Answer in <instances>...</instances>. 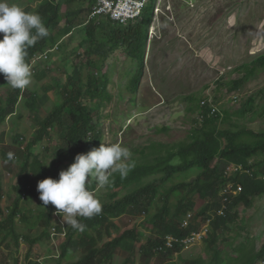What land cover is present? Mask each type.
<instances>
[{
  "label": "clouds",
  "instance_id": "obj_1",
  "mask_svg": "<svg viewBox=\"0 0 264 264\" xmlns=\"http://www.w3.org/2000/svg\"><path fill=\"white\" fill-rule=\"evenodd\" d=\"M62 1L64 0H57L55 3L59 5ZM152 2L155 5L154 19L149 31L147 55L150 41L157 33V20L155 19L172 13L171 0H148L137 17L124 23L113 20L107 14L93 16L92 13L98 5V1L93 0L91 6L89 4L88 7L89 16L86 26L90 22L95 23L94 25L99 28L108 23L128 26L142 19L145 11L153 4ZM0 34H2V38H0V74H3L7 85H9L2 88L8 90L6 96L10 93L11 88L21 90L15 113L6 119L4 124H0V165L9 166L12 162L23 161L14 172L16 176L11 188L13 194L6 192L4 186L2 189L0 177V264H202L200 259L195 258V254L185 258L187 253L198 246L204 248L206 254L204 260H208L206 264H233L230 261V257L233 256L236 257L235 264H238L239 254L232 253L230 250H234L225 246L223 239L228 238L229 244H232L234 249L237 248L235 242L244 232H248L244 231L242 234L236 232L237 229H240L239 224H246L247 227L249 225V217L244 216L239 206L244 204L250 208L254 204L249 207L244 201L237 203L235 210L240 213V219L233 225L234 232L220 231L217 222L219 217L231 215V205L234 199L243 195L245 191L243 184L234 181V177L238 173H249L243 164L226 161L229 156L222 157L221 155L211 161L210 169L218 167L219 170L216 174L222 179L225 178V183L219 185L216 197L212 195L202 197L199 192H195L197 186L201 184L202 178L209 174H215V172L209 170L206 175L202 176V170L197 166H187L183 170L182 168L186 165L184 164L185 158L165 160L164 166L173 173L143 172L142 169L145 167L144 162L146 161L142 157L144 152L151 161L164 160L168 155L166 148L178 147L181 144L185 146L189 138H198L197 132L199 131L211 133L224 148L228 141L223 134L232 130L219 129L215 131L214 127L220 122L228 123L230 117H225L214 98L210 95L207 97V95L197 96V94L188 97V100L192 102L188 108V115L190 119L192 118L193 123L184 141L176 144H152L144 151L132 150L131 152L127 146L120 142L103 143L102 115L106 107L113 104V97L108 90L112 99L104 102L105 107L99 116V126L102 132L99 146L85 154L76 156L71 154L68 159L59 160L55 156V149L60 142L57 137L59 125L56 124L52 128L47 124L50 138L45 136L46 138L37 140V133L42 128V122H45L57 106L63 102L60 93L55 89L60 80L55 81L51 86L43 87L46 98L53 92L59 97L57 100H53L55 108L46 115H42L43 98L37 92L30 94L27 92L31 91L29 88L34 79H38L36 74L44 72V70L46 72L47 64L57 58V53L60 54L64 48L61 49L60 43H58L43 53L36 54L29 63L27 61L28 49L35 46L39 40L47 38L50 32L43 18L37 12H29L11 0H0ZM84 51L86 52V50ZM85 57L88 59L87 56ZM69 66L71 69H76L75 64L71 61H69ZM86 71L89 76H98L95 75L97 73L95 66L90 68L89 64H86ZM64 76V80H68L72 75L67 72ZM49 87L53 88L47 92ZM229 92L233 93L234 91L229 88ZM26 96L24 103L32 121L30 124L34 132L32 136L26 135L28 131L26 134L23 133L19 123L25 118L19 115V106ZM47 99L49 100V97ZM34 101L36 103H33ZM199 103L201 106L196 111L195 108ZM32 108L38 110L37 114L33 112ZM192 108L195 109L194 112L191 111ZM149 114L144 113V117ZM141 118L143 116L140 113L130 118L127 127H132ZM10 124L13 125L9 129L12 141L8 142L9 131L3 127L10 126ZM235 126L236 129L239 127L238 124ZM15 132L23 143V146L19 145L15 152L18 153V149L24 152L27 144L32 142L44 167L34 177L33 189L30 188L25 192H17L15 189V186L19 184V171L26 160L24 154L15 156L10 153L16 147L14 144ZM170 133L171 130L167 128L158 131L159 136ZM232 134L234 136L241 135L237 143H249L241 142L243 137L249 135V131L246 129L237 133L232 131ZM199 139L206 144H211L203 137ZM46 142H51V144L46 145ZM152 148L153 150L154 148L158 149L157 155L154 157H151ZM7 153H9V158L5 157ZM43 157L46 158L44 161ZM47 159L50 160L49 164L46 162ZM249 160V164L256 162L253 159ZM136 163L141 168L138 175L134 170ZM119 179L123 181L121 185L116 183ZM103 188L106 189L105 194H102ZM166 189H177L171 199L164 195ZM152 190L155 191V196H152ZM124 192H126L125 195H123ZM191 194H193L192 205L188 207L186 214H179L176 217V222L182 230H190L189 235L185 237L171 234L157 235L156 225L150 220L161 214H159V210L164 211V201L167 200L173 210L176 207L175 210H177L181 207L179 202L184 201L185 203L186 201L187 204ZM259 196L262 197V195ZM179 197L180 199L177 200ZM9 199L13 203L11 208L8 207V212L5 211V214L2 204H6V200ZM24 203L30 204L28 206ZM15 209L17 212L14 216ZM203 209H206V216L200 215ZM22 212H24V217ZM24 224L29 232L20 231V226ZM36 231L40 233L37 237L34 236ZM234 233H237V240ZM241 245L246 246L248 250L253 249L254 246L256 251H260L256 243L251 240L241 243ZM27 246L24 253V248ZM218 251H221L219 262L215 258ZM260 264H264V261Z\"/></svg>",
  "mask_w": 264,
  "mask_h": 264
},
{
  "label": "rangeland",
  "instance_id": "obj_2",
  "mask_svg": "<svg viewBox=\"0 0 264 264\" xmlns=\"http://www.w3.org/2000/svg\"><path fill=\"white\" fill-rule=\"evenodd\" d=\"M42 1L11 0L25 10L37 13ZM171 4L172 13L155 19L157 33L148 47L137 97L131 87L136 64L125 52H108L106 57L94 59L103 62L100 65L102 69L96 71L95 75L101 77L109 74L108 90L113 97V104L107 106L102 115L103 143L120 142L131 152H141L152 144H176L184 141L193 123L188 115V108L192 103L188 97L196 94L207 97L210 95L225 117H230L228 123L220 122L216 125L215 131L224 129L237 133L246 129L249 135L243 137L241 142H250L251 133L264 131V71L259 69L255 75L250 76L243 71L238 72V69L264 56V0H171ZM79 6L78 1L62 9V25L49 35L45 50L58 43L64 49L60 54L57 53V58L50 59L52 64L46 72L44 70L45 76L41 80L34 79L29 88L31 91L27 92H37L43 98L42 115L52 111L55 108L53 100L59 98L53 92L49 94L48 100L44 86L63 80L67 72L76 81H86L89 76L86 71L88 59L83 56L84 50L90 47L86 43V30H69L66 25L71 20L69 9ZM88 7L89 4L86 6L87 10ZM103 30L102 27L96 32V40L103 41ZM69 61L75 64L76 69L70 68ZM241 79L245 83L240 90L229 92L231 81ZM221 82L223 85H220ZM7 91L5 88L0 89L3 101L7 97ZM26 98L27 96L19 106V115L25 117L19 123L22 132L26 134L28 131L26 135L32 136V121L24 103ZM139 113L143 118L128 128L130 118ZM144 113L150 114L144 117ZM236 124L239 125L237 129ZM12 126L10 124L3 128L9 131ZM165 128L170 129L171 133L159 136L158 131ZM10 131L7 135L8 142L12 141ZM48 143L51 144L46 142V145ZM44 159L46 158L43 157L42 160ZM253 160H264V157H254ZM22 162L20 160L9 166L0 165L1 186L2 189L4 186L6 192H12L16 176L14 172ZM46 162L49 164L50 160ZM103 190L102 194H105L106 189ZM125 194L126 192L123 193ZM12 203L10 199L6 200V204H2V210L8 212ZM239 208L245 217H249L250 232H244L239 240L237 233H234L237 240L235 247L251 240L258 249L264 248V196H258L250 208L244 204H240ZM19 229L23 233L29 232L25 224ZM236 232L242 231L237 229ZM39 234L36 231L34 236ZM27 248L28 246L24 248V253ZM192 254L202 264L207 263L203 247L192 249L185 258ZM230 261L235 264L236 257H230Z\"/></svg>",
  "mask_w": 264,
  "mask_h": 264
},
{
  "label": "trees",
  "instance_id": "obj_3",
  "mask_svg": "<svg viewBox=\"0 0 264 264\" xmlns=\"http://www.w3.org/2000/svg\"><path fill=\"white\" fill-rule=\"evenodd\" d=\"M33 1V0H30ZM57 0H45L38 7V14L43 18L46 27H48L50 34L55 32L61 25V13L62 9L65 6H71L76 2H80V6L76 9H69V14L71 20L66 24L69 30H77L79 28H85L87 40L86 43H89L90 47L87 48L84 56L88 57V64L90 68L95 66L97 71H100L102 68L100 65L103 64L99 59L98 61H93L96 57H106V53H113L117 50H122L125 52L130 59L136 64L134 70L135 76L131 83L132 92L136 96L141 87V80L144 75L145 69V56L147 51L149 31L154 19V3L145 11L142 19H139L128 26H120L112 23H108L103 27V41L96 40V32L100 28L95 23L90 22L87 26V20L89 16V10H87V4H92L93 0H64L59 5H56ZM65 25V26H66ZM49 34V35H50ZM48 38L41 39L37 42L35 46L28 49L27 61L31 63V59L38 53H43L45 51ZM88 41V42H87ZM62 49V47H61ZM95 57V58H94ZM52 61L47 64V68L50 67ZM264 71V56L258 57L252 63L246 64L243 67H240L238 71H243L247 75H255L256 72ZM45 75L44 72H39L36 74V77L41 80ZM59 85L55 88L61 95L62 104L58 105L57 108L49 115V117L42 122V128L37 133V140H42L45 136L50 138V135L47 131L48 126L54 128L56 124L59 126L58 129V141L59 144L55 149V156L59 160H66L70 157L71 154H85L90 151L92 148H97L102 140V132L99 126V116L101 111L105 107V101H110L111 97L108 93V86L110 85L109 74H105L101 77L99 76H89L87 81L78 80L75 78L69 77L68 80H60ZM223 85V82L220 83ZM243 85V81L236 80L231 81L229 86L231 91L239 90ZM9 86L7 81L4 79L3 74H0V89L2 87ZM53 88V87H52ZM51 87L47 89L52 90ZM21 90L12 89L10 93L7 94L6 101H2L0 96V124H4L6 119L12 116L16 110V104L20 96ZM33 103H36L34 101ZM201 106L199 103L196 106V111ZM33 107V105H32ZM194 108L191 111H195ZM33 112L37 114L38 110L32 108ZM214 123L213 121H210ZM48 124V126H47ZM199 135L198 138L191 137L186 142V145H178V147L166 148L167 158L164 160L158 159L151 161L147 154L143 153V159L145 167H142L143 172L154 171V172H163V173H173L170 169L165 167L166 159H178L179 157L185 158L184 164H186L182 169L185 170L187 166L190 167H199L202 170V176L206 175L209 170L215 172V174H209L202 178V182L197 186L195 192H199L202 197L212 195L217 196L219 185L225 183V178H221L216 173L219 168L210 169V163L218 155L222 157L229 156L226 161H234L238 164H243L245 169L249 170V173H238L234 177L235 182H240L245 186V191L243 195L234 199L233 204L231 205V215L227 217H219L217 222L218 228L220 231H230L234 232L232 229H235L233 225L237 223L240 219V213L235 210L237 203L244 201L247 206H252L254 204L255 198L259 195H264V160L256 161L255 163L249 164V159L254 157H264V131L261 133H251V142L249 143H237L241 135L238 134L234 136L232 131H227L223 134L225 139L228 141L227 145L223 148L220 146L218 140L211 133L205 131L197 132ZM244 134V133H243ZM14 137V147L10 153L15 156L23 155L26 160L24 161V166L20 169L18 178L19 184L15 186L17 192H25L30 188L33 189L35 182L34 177H36L44 168L43 164L40 162L36 150L32 142L27 144L24 152L21 149H18V153L15 152L17 147L23 146L20 141V136L15 132ZM92 136V137H90ZM45 137V138H46ZM204 138L207 141H210L211 144H206L202 142L199 138ZM192 142V143H191ZM157 148H152L150 152L153 154L151 157L157 155ZM65 153V155H64ZM6 154L5 157H8ZM233 154V155H232ZM23 156V157H24ZM22 157V158H23ZM9 160V159H8ZM43 167V168H42ZM136 174L141 172V168L137 166L134 169ZM48 171V170H47ZM51 172V171H50ZM220 181V182H216ZM122 180H117V185L122 184ZM166 182V181H165ZM215 182V183H214ZM177 189H166L164 195L171 199L174 191ZM194 192V193H195ZM152 196H155V191L152 190ZM193 193V194H194ZM193 194L188 197V203L186 201H180L179 209L171 207L167 200L164 201V211L159 210V216H156L150 221L156 225L155 232L157 230V235L161 234L175 235L179 237H185L189 235L190 230H182L176 222L177 215L186 214L188 207L192 205L191 201L193 200ZM177 198V200H179ZM234 213H233V212ZM17 210L15 209L14 216ZM23 217L24 212H22ZM206 209L202 210V216H206ZM14 219V217H13ZM239 228L242 230L240 234L249 229L246 224H239ZM160 230V231H159ZM248 240V238H247ZM223 243L225 246L233 249L230 250L234 254H239L237 260L238 264H260L264 261V248L260 251H256L253 246V249H247L246 246L241 245L240 248H235L232 244H229V239L224 238ZM221 256V251H218L215 258L219 262Z\"/></svg>",
  "mask_w": 264,
  "mask_h": 264
},
{
  "label": "built area",
  "instance_id": "obj_4",
  "mask_svg": "<svg viewBox=\"0 0 264 264\" xmlns=\"http://www.w3.org/2000/svg\"><path fill=\"white\" fill-rule=\"evenodd\" d=\"M93 16L109 15L113 20L126 22L137 17L148 0H97Z\"/></svg>",
  "mask_w": 264,
  "mask_h": 264
}]
</instances>
